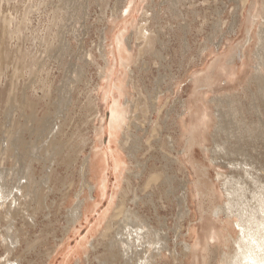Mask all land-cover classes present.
Instances as JSON below:
<instances>
[{"label":"rangeland","instance_id":"rangeland-1","mask_svg":"<svg viewBox=\"0 0 264 264\" xmlns=\"http://www.w3.org/2000/svg\"><path fill=\"white\" fill-rule=\"evenodd\" d=\"M39 1L42 0H0V16L12 17L14 29L27 6ZM57 1L43 0L37 8H31L26 26L19 24L21 33L0 42V49L4 43L8 47V56L1 59L0 68V138L9 116L18 117L22 110L21 85L28 80V73L17 56L20 51L38 55L43 47L37 39L48 35L53 51L38 74L39 81L26 91L37 102L36 115L43 117L51 135L62 143L51 152L52 158L47 155L46 160L33 163L40 190L43 185L42 197L24 202L14 221L0 217V240L6 229L10 231L11 223L13 231H22L13 250L7 252L0 244V262L135 264L142 255L141 248H121L117 255L101 259L105 252L97 245L126 189L130 215L142 222L152 242L148 249L157 252L154 246L164 245L157 264H226L220 258L214 259L212 249L217 245L220 251L232 253L233 240L238 235L235 217L223 212L214 214L218 206L224 211L228 201L226 181L236 170L228 162L251 163L258 185L264 184V66L261 72L257 69L258 33L263 26L261 18L255 22L253 16L263 1L249 0L242 7V0H186L180 5V16L163 13L151 22V28L160 31L163 40L162 46L158 45L160 55L146 56V70H138L135 63L136 39L130 46L126 40L142 22L147 2L154 5L158 0H135L130 12L117 15L111 12L116 0H89L86 8L68 0L70 10L77 5V17L74 26L68 21L69 26L64 28L50 24ZM190 7L198 12L194 18L187 13ZM215 8L223 13L218 15ZM216 21L220 22V30L214 26ZM184 23L185 29L181 27ZM104 30L109 35L106 45L101 39ZM63 35L68 45L64 46ZM118 36L124 39L120 47ZM104 53L108 55L106 74L100 69L106 65ZM82 59L88 61L80 69ZM159 77L163 80L158 81ZM137 79L144 94L157 89L160 92L157 111L140 112L144 100L134 87ZM44 83L49 87L48 97L43 98ZM138 97L141 102L134 103ZM215 97L221 101H214ZM183 101L186 111L179 117L174 114L178 125L172 123L171 117L165 119L167 110L175 106L180 111ZM220 102L221 106H215ZM116 106L123 111L125 120L129 115L134 119L137 113L135 119L141 129L137 134L142 145L133 155L120 143L124 136L121 127H111ZM217 107L225 110L223 129L218 126L220 119H216ZM233 107L236 112L231 114ZM157 120L160 135L148 146ZM193 126L196 142L189 147L186 136ZM144 127L148 132H143ZM24 136L30 140L28 132ZM169 136L175 140L172 147L162 141ZM32 137L35 140L36 134ZM219 143L227 149L216 153L213 148ZM91 150L102 159L103 170L99 178L89 176L95 188L90 191L87 187L82 195L89 203L83 216L67 223V208L76 202L81 186L78 166ZM48 170L52 175L45 180ZM161 172L166 173L165 180L147 186L151 175ZM41 178L46 182L41 184ZM61 178L65 183L60 186ZM62 191L70 194L68 200H61ZM213 233H218L219 240L212 239ZM52 248L55 249L47 258ZM175 248L180 252L176 257Z\"/></svg>","mask_w":264,"mask_h":264},{"label":"bare ground","instance_id":"bare-ground-1","mask_svg":"<svg viewBox=\"0 0 264 264\" xmlns=\"http://www.w3.org/2000/svg\"><path fill=\"white\" fill-rule=\"evenodd\" d=\"M72 1L73 3L82 5L83 8H86L89 3V0H84V2H80L78 0ZM102 1L103 0H101V2ZM185 1L186 0H158L153 5L151 1L147 2L146 0L147 4L142 12V22L134 27L133 36L127 37L126 40L129 46L132 43L131 41H133V38H135L137 41L136 46L138 48V52L135 63L138 64L136 65L138 70L142 68L145 70L148 69V62L145 60L146 56H155L156 54L160 55V49L158 48V45L162 46L163 44L160 31L152 29L151 22L153 20H158L160 16L166 12H169V14L174 17L180 16L182 14L180 5ZM248 1L249 0H242V7H245V4ZM262 1L261 9L256 11L253 15L255 22L261 18L263 26L260 28L258 33L259 47L257 48V56L260 61L259 65L257 64L258 72H261V66H264V0ZM41 2L39 1L37 4H35V2V5H28L24 10L22 21H19V23L15 25L14 29L11 28V25L14 22L12 17H9L8 15L0 16V42L3 40L5 42L14 34L19 35L22 31L21 25L24 26L26 20H28V14L32 11L31 8H37ZM134 2L135 0H116L112 5L111 12L113 15L121 14V12H130ZM76 6L77 5H74V7L70 10L68 0H58L50 17V24L59 25L60 28H64L68 27V21H71L70 25L74 26V21L77 17ZM210 6L211 5L208 7ZM214 11H216L218 15L223 13V10L218 8H215ZM187 13L194 18L198 12L194 7H190L187 9ZM185 23L181 25L183 29H185L187 26ZM214 26L216 29L220 30L219 21H216ZM60 32L63 31L61 30ZM212 35H214V33H212ZM211 38L212 37L210 36L209 40ZM101 39L106 45L109 39L108 32L105 30L102 31ZM37 40L43 47V50L38 55H32L28 52L20 51L19 55L17 56V60H20L25 69H27L28 73V80L24 81L21 85L23 98V102L21 103L22 110L18 117H14V114L9 116V119L4 126V134L0 138V217L8 220L9 222H11V220L14 221L16 217H18L21 211V205L24 202V204H26L30 198L37 199V197H42L43 185L40 190L38 187V181L33 172L34 161H44L47 159V155L52 158L53 151H56L57 148H60L59 146L62 144H59L58 141H56L55 136L51 135L50 130L42 121L43 117H38L36 115L35 107L37 102L33 97H30L26 91L27 88L34 86L35 82L39 81L38 74L44 69L46 59L53 51V45L51 44V40L48 39V35L41 36ZM63 41L64 46L65 44L68 45V40L66 39L65 35H63ZM123 43L124 39L122 36H118V47H120ZM184 46H187L186 41L184 42ZM7 56L8 47L7 44L4 43L0 49V68H2L1 59L6 58ZM89 56L91 59H93L91 54ZM103 56L105 57L106 65L104 67H100V69L102 70V73L106 74L108 55L104 53ZM87 61V59H82L83 64L78 65V67L83 69L85 64H87ZM229 62H231V60ZM17 70L18 69L16 68L14 71L16 72ZM132 71L133 70H131V72ZM162 80L163 77L158 78V81ZM205 82L208 85L210 84L208 78H206ZM159 84L160 83H158L156 86L158 87ZM48 87V83L43 84V92L41 97H48ZM134 87L137 90L136 92L138 96H142L144 100V106L141 107L140 112L145 114L150 110L157 111L160 99V92L158 89L151 93L145 91L146 94H144L143 90L140 88L138 79L135 80ZM138 100L140 101L141 99L139 97L136 98L134 103H138ZM214 101L219 102L221 101V98L215 97ZM127 102L128 98H126L125 103ZM229 102H232V99L229 98ZM138 105L137 107L135 106L136 111H139ZM221 105L222 102H220L219 105L216 104L215 106L219 107ZM180 106L182 108L180 111L176 110L175 106L170 107L166 112L165 119L167 117H171L172 123L178 125V121L176 118H174V114L176 116L178 115V117L181 116L182 111H186L185 109L187 104L183 101L182 105ZM218 107L216 110V119H220V121H218V126L220 129H223L222 123L225 120L226 114L224 109L222 110ZM26 108H29L30 110L27 111ZM123 110L126 111L125 108H123ZM159 112L161 113L160 118H162L163 110ZM235 112L236 109L233 107L231 114ZM136 115L137 113L133 115L134 119H131V116L129 115L128 120H125L123 111H121L118 106H116V108L112 111L111 118L112 128H114L116 125L121 127L124 136L122 139H120V143L122 147L128 150L131 155L139 150L142 145L140 144L142 138L137 134L139 131H141V129L136 123ZM129 119L131 120L129 121ZM155 125V132L154 135H152L153 138L148 143V146H150L153 141L155 142L156 137L160 135L158 131L161 126L159 125L158 120L156 121ZM146 130L147 129L144 127L143 132L146 133ZM26 132L30 134V140H26L24 136ZM33 134H36L35 140L32 137ZM216 135H218V133H216ZM162 141L164 144L167 142L169 145H171V147L175 142L171 136H169L167 140L163 139ZM195 142L196 131L195 126H193L186 136V143L189 147H191ZM221 145L223 144L219 143L218 145L214 146L213 149L216 151V153H220V151L227 149V147H221ZM178 162L179 164H182V161L179 159ZM235 162L238 163H234L232 161L228 162L229 164L235 166L236 170L231 171L230 175L232 176H230V178L226 181L225 191L228 201L225 204V209L222 211L218 206L215 209L214 214L223 212L226 216L235 217V224L238 227V235L236 239L233 240L232 253L228 254V252L225 253L220 251L217 245L214 246L212 252L214 254V259L220 258V261L226 264H264V184L258 185V175L252 171L253 167L251 163L243 161ZM102 170V159L98 156L96 157V154H94L91 150L89 155L84 157L78 166V175L80 176L81 186L79 191L76 193V202H74L70 208H67V223H72L74 220L83 216L84 212L88 208L89 203L84 197H82V195L85 193V189L87 187L90 189V191L94 190L95 188V186L92 184L93 182L89 180V176L94 175L96 178H99ZM220 174L224 175L223 173ZM50 175H52V171L48 170L45 180H47ZM165 177L166 173H154L151 175L147 186H150L151 184H158L160 180H165ZM11 178L14 180L12 184H10ZM39 182L43 184V182L46 181L41 178ZM60 182V186L64 185L65 178H61ZM252 186H255L253 191H251ZM59 190L61 189L59 188ZM127 193L128 191L126 189L121 192L120 200L116 204L112 214L107 219L106 225L100 234V238L97 240V245H101L105 252L101 259L104 257L107 258L109 256L117 255L118 250L121 248H124L125 251H128L134 246L141 248L140 251L142 253V255L139 257V260L135 264H157L156 258L161 255L164 245L158 243L159 241H156L155 243H158V245L154 246L153 249H155L157 252L148 249V247H151L152 242H150V237L148 236V232L144 228V225H142V222H138L130 215L128 204H126ZM207 194L209 193L207 192ZM69 196L70 194L68 192L62 191L61 200H68ZM186 196L187 193L185 194V197ZM10 226L11 232L9 229H6V234L1 235L0 240V244L2 243L5 246L7 252L14 249L15 244H17L20 240L18 237H21L22 233L21 230L13 231L12 223ZM211 237L212 239L219 240L218 233H213ZM186 246L189 248L188 245ZM54 249L55 248H52L49 249L50 251H47V258L54 251ZM140 251H138V253ZM179 253L180 252H178L175 248L174 256L176 257L180 255ZM97 259H99L100 263L102 262L100 258ZM7 262L8 261L3 260L0 262V264H7ZM76 264H79V261Z\"/></svg>","mask_w":264,"mask_h":264}]
</instances>
